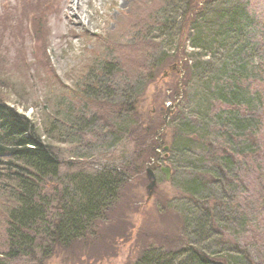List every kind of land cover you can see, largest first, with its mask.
I'll use <instances>...</instances> for the list:
<instances>
[{
  "label": "rangeland",
  "instance_id": "obj_1",
  "mask_svg": "<svg viewBox=\"0 0 264 264\" xmlns=\"http://www.w3.org/2000/svg\"><path fill=\"white\" fill-rule=\"evenodd\" d=\"M207 1L80 0L78 8L72 0H0V97L37 126L62 160L87 156L93 168L114 165L129 177L93 233L56 250L47 264H134L150 248L180 250L189 240L236 262L246 249L250 263L264 264L257 179L264 119L256 113L259 130L237 137L235 153L250 148L236 155L220 121L229 109L216 94L225 67L239 65L232 55L243 41L257 45L244 61L262 65L264 0H212L208 8ZM237 2L258 28H225L224 11ZM71 8L83 19L70 17ZM120 103H134L133 113L117 117ZM224 151L234 157L232 171L217 167ZM166 167L169 180L161 172ZM12 203L0 191V247Z\"/></svg>",
  "mask_w": 264,
  "mask_h": 264
},
{
  "label": "trees",
  "instance_id": "obj_2",
  "mask_svg": "<svg viewBox=\"0 0 264 264\" xmlns=\"http://www.w3.org/2000/svg\"><path fill=\"white\" fill-rule=\"evenodd\" d=\"M214 2L209 0L204 7L208 8ZM238 5L237 2L224 11L221 21L226 23L225 28L230 27L236 33L246 28L255 30L257 23L247 8ZM192 11L191 8L189 12ZM220 16L216 14L215 17L218 20ZM225 35L222 33L223 39ZM245 42L232 55L239 65L233 69L226 66L223 81L216 88L221 108L229 109L220 121L222 127L228 126L223 138L230 143L234 153L237 137L244 138V133L259 130L260 119L256 113H262L260 116L264 119V59L261 58L262 65L257 67L244 61L246 55L253 54L257 48V45ZM103 64L102 71L111 74L109 63ZM110 77L107 75L112 80ZM149 80L153 82L154 78L151 76ZM256 81L262 88L260 85L259 89H253L252 83ZM93 102L98 107L104 104V100ZM68 110L69 120L75 122L79 117L73 114L71 107ZM133 111L134 103H120L115 115ZM92 122H99V118H92ZM243 143L248 144L246 139ZM249 148L245 145L235 154L243 156ZM223 154L226 156L219 160L217 167L221 172L224 168L232 171L234 157H227L225 151ZM92 161L87 156L62 160L55 148L44 142L37 126L0 97V191L6 192L13 201L5 209V242L0 247V264H47L56 250L65 251L85 239L93 233L97 222L106 219L108 209L118 203L129 177L126 170L114 165L93 168ZM260 169L257 179L260 196L264 199V165ZM193 187L199 188L194 183ZM196 222L203 234L205 228L201 221ZM240 251L237 250L239 260L236 262L231 260L232 257L209 255L199 243L189 240L187 247L184 244L180 250L150 248L134 264H252L247 260L249 252L246 249Z\"/></svg>",
  "mask_w": 264,
  "mask_h": 264
},
{
  "label": "bare ground",
  "instance_id": "obj_3",
  "mask_svg": "<svg viewBox=\"0 0 264 264\" xmlns=\"http://www.w3.org/2000/svg\"><path fill=\"white\" fill-rule=\"evenodd\" d=\"M76 1V2H75ZM79 2L80 0H72V3L77 4V7L79 8ZM72 14L70 17L75 18L78 22L83 19L82 16L78 15V11L71 8Z\"/></svg>",
  "mask_w": 264,
  "mask_h": 264
},
{
  "label": "water",
  "instance_id": "obj_4",
  "mask_svg": "<svg viewBox=\"0 0 264 264\" xmlns=\"http://www.w3.org/2000/svg\"><path fill=\"white\" fill-rule=\"evenodd\" d=\"M161 172L165 174L166 180H169L170 168L169 167L163 168V169H161ZM150 174L152 175L151 172H150Z\"/></svg>",
  "mask_w": 264,
  "mask_h": 264
}]
</instances>
